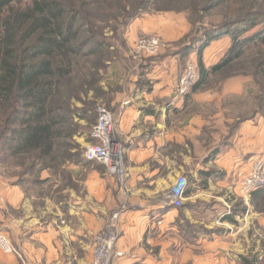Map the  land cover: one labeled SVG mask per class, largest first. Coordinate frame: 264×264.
I'll list each match as a JSON object with an SVG mask.
<instances>
[{"label":"crops","instance_id":"0c3cea01","mask_svg":"<svg viewBox=\"0 0 264 264\" xmlns=\"http://www.w3.org/2000/svg\"><path fill=\"white\" fill-rule=\"evenodd\" d=\"M185 29L187 23L171 14L145 15L129 26L133 41L157 32L175 42ZM232 45L231 37L220 38L189 56L211 76ZM187 54L160 59L147 79H126L125 67L111 65L102 83L125 148L124 184L85 155L63 165L67 178L45 169L37 179H20L0 165V230L20 251L0 248V264H88L96 234L121 204L124 256L115 264H262L263 241L250 233L264 227V211L256 207L264 193L241 197L239 183L264 159V116L233 124L227 101L253 94L250 82L240 79H205L179 97ZM180 177L187 189L176 207L168 193ZM182 228L191 237L185 242Z\"/></svg>","mask_w":264,"mask_h":264},{"label":"trees","instance_id":"16d2710c","mask_svg":"<svg viewBox=\"0 0 264 264\" xmlns=\"http://www.w3.org/2000/svg\"><path fill=\"white\" fill-rule=\"evenodd\" d=\"M18 1L0 0V148L16 158L35 155L41 159L53 153L55 140L64 136L62 126L74 116L75 109L63 99L74 94V75L85 66L82 59L102 60L111 46L101 21L128 25L157 0H33L26 7L14 5ZM191 1L197 8V0ZM225 1L206 0L202 13ZM262 18L264 9L247 10L220 25L205 26L196 42L182 52L195 49L201 55L214 40L231 36L230 51L212 69L217 72L243 55L256 35L242 38L241 34ZM198 69L199 83L210 72L201 61ZM259 70L264 72V57ZM255 192L264 193V186ZM245 263L256 264L247 259Z\"/></svg>","mask_w":264,"mask_h":264},{"label":"rangeland","instance_id":"374dc122","mask_svg":"<svg viewBox=\"0 0 264 264\" xmlns=\"http://www.w3.org/2000/svg\"><path fill=\"white\" fill-rule=\"evenodd\" d=\"M32 1L33 0H19L14 3V5L26 7L31 4ZM205 1L206 0H197V8H195L191 0H157L151 2L147 9L139 16L171 14L183 19V23L184 21L187 23V29L184 30L182 38L175 42H171L168 38L157 32L153 34L140 33L133 41L134 37H131L129 26L136 18L128 25L114 22V20H111V22L107 24L101 21V24L103 26L105 25L104 34L109 37L111 46L104 51V58L102 60L96 57L82 59L81 62L85 66L83 67L82 65V67L78 68V71L74 75V94L72 98L68 100L66 98L63 99V103L68 104L71 109H75L72 120L62 126L64 129V136L55 140L53 153L41 159H37L35 155L25 159L16 158L7 155V153L0 148V165L6 168L7 174L16 175L20 179L29 178L34 180L41 177L43 174L42 172L48 169L49 173L54 177L67 178L68 173L62 168L63 165L68 161L81 160L84 157L85 146L92 138L91 130L97 121L99 107L101 105L108 107L109 105L111 97L105 92L102 83L111 65L116 64L123 68L125 67L128 71L126 79H132L135 78V76L139 79H141V76L147 79L144 75L150 74L153 71L154 64L157 61L174 54L182 53V48L184 46L193 45V43L196 42V37L203 32V27L217 26L227 20H233L243 15L247 10L259 12L264 9V0H227L225 3L218 5L213 10L204 14L202 13L201 7L205 4ZM95 11L96 10H92V12ZM179 26L180 23L175 25V29ZM253 35H256V38L247 44L240 58L234 60L221 70L213 72L211 76L206 78V81L210 82L228 79H240L250 82L253 91L252 95L227 101L234 109V125L239 124V121H242V119L246 117L264 116V72L259 70V62L264 57V18H262L261 22L255 28L242 33L241 37H251ZM225 37L231 36L226 35L221 38ZM153 38H158V46L154 51H152L148 45L141 47V41L151 40ZM194 52L197 51L194 49V51L188 52V58L182 60L181 66L187 67L192 61L200 66V60L198 58L189 56ZM100 61H102L104 65L99 66ZM77 74L79 76H76ZM94 78L96 81H92ZM198 80L196 82L197 84ZM75 93H78L80 97L76 98L74 96ZM61 98L62 97H59L57 99ZM32 189L34 191H39V188L33 187ZM47 190L51 191V185H49ZM121 206L122 204L114 209L111 215ZM256 207L264 211V199L257 200ZM104 227L98 233H100ZM98 233L95 236L92 256ZM180 233L185 237H182L183 242L191 239L189 235H186L187 230L184 228L180 230ZM250 234L252 236L254 235L255 238L257 236V238H260L264 242V227L257 225L256 229H253ZM5 235L7 236V234ZM9 241L11 242L10 239ZM263 242L260 244V249L264 250ZM12 246L16 252L11 253L20 254V251L16 249L13 244ZM179 249L180 245L177 252H179ZM260 262L264 264V256L261 258ZM178 264L189 263H182L179 261Z\"/></svg>","mask_w":264,"mask_h":264},{"label":"built area","instance_id":"2783aa9c","mask_svg":"<svg viewBox=\"0 0 264 264\" xmlns=\"http://www.w3.org/2000/svg\"><path fill=\"white\" fill-rule=\"evenodd\" d=\"M158 38L143 40L142 46H149L154 51L158 46ZM199 78V70L196 62L192 61L185 68L180 77L177 95L184 97L194 87ZM114 113L105 105L98 110V118L91 130L93 141L85 150V157L89 161L103 164L108 173L114 176L119 183L124 184L127 178L125 162V148L117 128ZM264 186V159H256L248 173L242 176L239 183V192L244 198H248L256 190ZM187 189V180L180 177L169 190L168 196L172 204L181 207L184 202ZM125 206H121L111 215L104 229L98 233L93 256L89 264H115L118 258L124 256V252L118 248L120 239V223ZM0 248L5 253L16 252L9 238L0 231Z\"/></svg>","mask_w":264,"mask_h":264}]
</instances>
